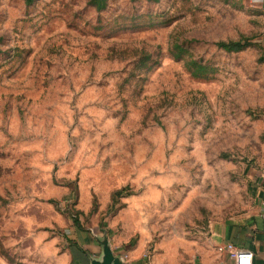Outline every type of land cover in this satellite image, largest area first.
I'll return each mask as SVG.
<instances>
[{"label": "rangeland", "instance_id": "374dc122", "mask_svg": "<svg viewBox=\"0 0 264 264\" xmlns=\"http://www.w3.org/2000/svg\"><path fill=\"white\" fill-rule=\"evenodd\" d=\"M257 2L0 0V264H55L56 211L154 252L255 208Z\"/></svg>", "mask_w": 264, "mask_h": 264}, {"label": "crops", "instance_id": "0c3cea01", "mask_svg": "<svg viewBox=\"0 0 264 264\" xmlns=\"http://www.w3.org/2000/svg\"><path fill=\"white\" fill-rule=\"evenodd\" d=\"M257 3L264 10V0ZM256 192V206L248 214L221 227L211 224L209 233L184 239L181 244L165 243L160 251L153 252L144 238L113 235L112 230L96 229L98 225L89 226L82 217L62 211H56L49 229L37 235L48 239L46 246L55 264H98L110 254L113 264H236L226 249H219L228 242L251 249L254 264H264V172ZM78 207L86 209L80 204ZM104 223L112 225L107 219Z\"/></svg>", "mask_w": 264, "mask_h": 264}, {"label": "built area", "instance_id": "2783aa9c", "mask_svg": "<svg viewBox=\"0 0 264 264\" xmlns=\"http://www.w3.org/2000/svg\"><path fill=\"white\" fill-rule=\"evenodd\" d=\"M219 249H226L236 264H254V253L249 248L237 246L233 242H228L219 246Z\"/></svg>", "mask_w": 264, "mask_h": 264}, {"label": "trees", "instance_id": "16d2710c", "mask_svg": "<svg viewBox=\"0 0 264 264\" xmlns=\"http://www.w3.org/2000/svg\"><path fill=\"white\" fill-rule=\"evenodd\" d=\"M105 5V1L99 2V6ZM221 45L227 50H240L246 46V43L242 39L230 40L229 42H221Z\"/></svg>", "mask_w": 264, "mask_h": 264}, {"label": "water", "instance_id": "95a60500", "mask_svg": "<svg viewBox=\"0 0 264 264\" xmlns=\"http://www.w3.org/2000/svg\"><path fill=\"white\" fill-rule=\"evenodd\" d=\"M112 262H113V257H112V255L110 254V255H108V256H106V257L104 258V261H103V262L98 263V264H113Z\"/></svg>", "mask_w": 264, "mask_h": 264}]
</instances>
